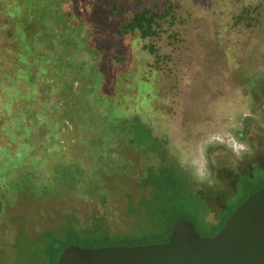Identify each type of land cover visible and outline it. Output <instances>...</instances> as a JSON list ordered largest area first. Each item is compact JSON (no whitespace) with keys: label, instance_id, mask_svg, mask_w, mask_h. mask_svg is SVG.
Returning <instances> with one entry per match:
<instances>
[{"label":"trees","instance_id":"obj_1","mask_svg":"<svg viewBox=\"0 0 264 264\" xmlns=\"http://www.w3.org/2000/svg\"><path fill=\"white\" fill-rule=\"evenodd\" d=\"M66 1L68 14L75 16L67 29L80 31L81 43L93 52L91 67L97 81L90 99L92 106L104 110V124L90 136L81 123L70 127L56 98L62 83L55 73V53L43 51L34 62L28 60L36 53V30H49L39 27L49 15L53 19L50 0H0V212L4 214L9 192L18 200L21 195L57 198L74 192L106 203L107 182L117 173L130 176L134 171L148 193L137 202L131 200L127 214L145 225L128 234L112 233L105 227V214H94L89 226L70 214L60 225L32 235L20 224L13 240L16 264H58L61 252L72 243L96 247L165 242L181 218L190 220L202 235L215 234L251 192L264 186V160L247 165L246 156L251 155L247 150L236 163L230 159L229 165L221 153L226 147L209 144L211 180L199 181L167 144V137L155 134L151 119L138 110L159 97L168 77L162 71L165 57L155 42L179 19L174 1L131 10L121 20L118 13L124 0ZM118 37L137 41L136 48L143 52L116 53L110 42ZM30 40L35 43L29 48ZM142 53L145 65L128 67L127 62L142 61ZM152 58L154 63L148 61ZM249 80L252 115L236 136L256 152L254 135H264V72ZM87 117L95 124L93 114ZM70 134L75 139L66 146L62 139ZM72 147H78V153L72 154ZM131 149L139 154L138 163L132 161ZM226 183L232 184L231 191L225 190ZM213 195L224 201L214 209V222L209 220Z\"/></svg>","mask_w":264,"mask_h":264},{"label":"rangeland","instance_id":"obj_2","mask_svg":"<svg viewBox=\"0 0 264 264\" xmlns=\"http://www.w3.org/2000/svg\"><path fill=\"white\" fill-rule=\"evenodd\" d=\"M143 1L140 4L137 0L120 2L122 10L118 19H123L131 10L143 6L159 7L167 2ZM172 1L179 19L168 34L155 42L157 51L165 57L161 61L162 71L168 77L159 97L151 104L139 105L138 110H143L145 118L151 119L155 134L167 137V144L199 181L211 180L207 156L209 144L226 147L221 153L229 165L232 160L236 163L241 159L247 150L251 153L246 156L247 165L252 160L263 161L264 141L261 136L264 135L259 132L254 135L253 142L258 148L252 152L247 143L237 138L236 130L243 129L247 117L252 115L249 78L257 72H264V0ZM50 2L53 19L49 20V15L39 28H48L51 32L36 30V53L28 60L34 62L43 51L55 53V73L62 83V91L56 98L66 110L67 124L73 127L81 123L86 135L90 136L95 133L94 128L104 124V110L92 106L90 99V91L96 87L94 82L97 81L91 67L93 52L81 43L80 31L67 29L75 22V16L68 14L69 2ZM244 9V18L239 19ZM124 38L111 39L110 44L116 53L143 52L136 48L137 41ZM33 42L28 41L29 48ZM141 56L142 61L127 62L128 67L144 66L145 54ZM148 61L154 63L153 58ZM97 64L101 67L100 60ZM89 114L95 116V124L88 119ZM74 139L75 135H65L62 142L70 146ZM70 150L72 154L78 153V147ZM130 152L132 161L138 163L139 154L132 149ZM231 187L232 184L226 183L225 190L231 191ZM106 193V203L99 201L97 196L74 192L59 194L57 198L21 195L19 200L11 192L7 193L9 199L4 214L0 212V264H16L13 240L20 224H24L32 235L60 225L70 214L85 226L91 225L94 214H105V227L112 233L128 234L145 225L138 217L127 214L130 201L137 202L148 193L138 184L134 171L130 176L114 175L107 182ZM209 202L213 209L209 220L214 222V209L224 202L223 197L213 195ZM59 234L57 228L56 235Z\"/></svg>","mask_w":264,"mask_h":264},{"label":"water","instance_id":"obj_3","mask_svg":"<svg viewBox=\"0 0 264 264\" xmlns=\"http://www.w3.org/2000/svg\"><path fill=\"white\" fill-rule=\"evenodd\" d=\"M58 264H264V186L251 192L213 235H202L181 218L165 242L96 247L72 243Z\"/></svg>","mask_w":264,"mask_h":264}]
</instances>
